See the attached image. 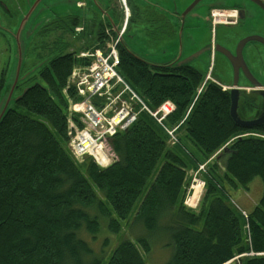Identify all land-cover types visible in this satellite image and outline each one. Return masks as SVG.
<instances>
[{"label": "trees", "instance_id": "1", "mask_svg": "<svg viewBox=\"0 0 264 264\" xmlns=\"http://www.w3.org/2000/svg\"><path fill=\"white\" fill-rule=\"evenodd\" d=\"M103 30L85 50L102 43ZM118 51L119 74L151 109L173 103L165 126H178L177 144L170 146L167 133L140 114L108 140L111 164L99 167L88 156L77 162L68 148L63 90L84 62L74 52L50 58L38 73L39 84L0 124V264H103L104 258L105 264H145L139 248L150 252L146 237L123 240L108 256L95 254L83 237L95 242L105 227L119 234L132 218L147 236L169 237L173 252L165 264H264V139L241 137L264 136V125H236L228 92L212 81L197 93L205 73L159 74L130 58L121 44ZM67 95L77 99L72 88ZM204 164L205 192L192 210L184 206L188 173ZM255 178L262 181V195L245 217L226 186L247 188ZM108 245L105 238L102 246Z\"/></svg>", "mask_w": 264, "mask_h": 264}, {"label": "flooded vegetation", "instance_id": "2", "mask_svg": "<svg viewBox=\"0 0 264 264\" xmlns=\"http://www.w3.org/2000/svg\"><path fill=\"white\" fill-rule=\"evenodd\" d=\"M51 4L44 11L47 19L38 32L46 39L44 51L47 49L49 56L31 64L27 57L29 44L21 77L37 64L62 53L67 45L61 46L62 41L72 35L73 24H79L74 28V33L79 29L73 34L75 38L88 33L85 37L96 40L99 29H121L123 13L127 11L122 40L134 35L150 51L159 43H167L173 54L167 63L150 62L127 52L130 58L159 74L177 76L185 69L208 74L229 96L232 90L238 92L242 120H254L264 111L259 95L264 92V0H53ZM27 7L26 0H0V95L17 56L14 34ZM54 7L70 15H63ZM36 73L17 85L14 97L31 86L39 71ZM245 103L249 110H245ZM15 105L11 104L8 112Z\"/></svg>", "mask_w": 264, "mask_h": 264}, {"label": "built area", "instance_id": "3", "mask_svg": "<svg viewBox=\"0 0 264 264\" xmlns=\"http://www.w3.org/2000/svg\"><path fill=\"white\" fill-rule=\"evenodd\" d=\"M128 15L127 11L124 12L120 35L126 27ZM76 32H79V29H76ZM119 38L120 36L116 37L109 29H105L103 42L98 47L77 56L83 60L84 65L74 67L63 90L67 100L68 148L79 163L85 156H89L98 166H108L114 159L108 140L118 132L128 129L140 114L148 115L167 133L170 146L178 142V126L172 129L165 126L167 117L175 110L173 103L165 101L152 110L120 76ZM204 83L197 93H200ZM70 88L74 90L76 100L67 95ZM75 105L80 109L77 112L73 111ZM247 136L264 139L263 135L258 134H246L241 137ZM204 172L205 164L200 165L193 173V182H199L202 187L204 182L198 180L197 176ZM185 205L191 207L188 200ZM243 215L246 217L245 213Z\"/></svg>", "mask_w": 264, "mask_h": 264}, {"label": "rangeland", "instance_id": "4", "mask_svg": "<svg viewBox=\"0 0 264 264\" xmlns=\"http://www.w3.org/2000/svg\"><path fill=\"white\" fill-rule=\"evenodd\" d=\"M34 0H26V4L29 2H33ZM34 3V2H33ZM51 3H53V0H42L40 5L37 7L35 14H34V22L36 23L40 22L41 25L43 26L45 21H46V15L45 12H47V8H51ZM55 8V7H54ZM58 12L61 11L63 15H70L68 12L60 9V8H55ZM26 9H24V13H26ZM45 11V12H44ZM23 15V14H22ZM29 26V25H28ZM42 26L39 28L38 31H41ZM132 38L128 39L127 37L125 38V41L127 42V45L129 46V49L136 55H139L145 59H147L150 62H157V63H167L169 61H172V51L170 48V45L167 43H159L157 46L152 47L154 51H150L147 46L144 44V41L139 40L136 36L131 35ZM25 40V37L21 38V41L23 42ZM62 45L67 44L68 48L65 50V47L61 50L63 54L66 53H79L81 51H84L85 48L90 44L88 43V38L85 36H79L75 38V35H66L64 40L62 41ZM44 45H46V39L42 38V33H36L31 41H30V47L27 52V57H30V63H37L40 61V58H44L49 56V51L46 49L44 51ZM47 46V45H46ZM157 47V48H156ZM38 65V64H37ZM40 71V70H39ZM37 74V73H35ZM38 76V75H37ZM35 76L32 80V84L39 83L38 82V77ZM37 78V79H36ZM245 102V101H244ZM242 102L241 104H243ZM74 108V107H73ZM20 112H24L23 110L19 109ZM29 116L34 119V120H41L40 117L34 115V114H29ZM258 134V133H257ZM183 144L185 145L187 142L182 139ZM186 142V143H185ZM186 148L188 149L189 152H196L195 148L187 143ZM195 172V171H194ZM194 172H189L188 173V182L189 185L187 187V194L185 197L184 201V206L185 202L188 200V203L191 206H195V208H190L186 206L189 209H194L197 210L199 208V203L202 199V196L205 192V187H202L201 185V193L200 196L195 204L192 205V203L189 201L190 196L192 195V187L196 183L193 182V173ZM198 180L202 181L201 175L197 176ZM199 183V182H197ZM226 190L228 193V196L230 198L231 203L239 210H244L248 213H250L256 204L258 203L259 199L261 198L262 195V181L260 178H255L250 184L247 185V188H242V187H237V188H231L226 186ZM247 213H245L246 215ZM247 217V216H246ZM134 219L132 218L130 221L123 222L122 223V230L120 231L119 234H109L108 231L101 232L100 236H98V239L95 242H91L89 237L87 235H84V239L90 243L93 251L95 254H98L101 256V252L103 251L104 254L108 256V253H110L116 245L121 243L123 240L129 239L136 241L138 237H146L149 240L150 243V252L148 254H144L143 250L139 248V251L145 261V264H165L168 262L171 258L173 248L171 241L168 236L159 233L158 235H152V236H147V233L143 230L142 224L137 223L133 221ZM105 238L109 239V245L108 247L102 246V242ZM107 261V258H104L103 264H105Z\"/></svg>", "mask_w": 264, "mask_h": 264}, {"label": "water", "instance_id": "5", "mask_svg": "<svg viewBox=\"0 0 264 264\" xmlns=\"http://www.w3.org/2000/svg\"><path fill=\"white\" fill-rule=\"evenodd\" d=\"M41 2L42 0H35L34 3L29 2L26 13L21 15L18 20V25H17L16 31L14 34V37L17 38V41H18L17 42L18 52H17V56L15 55L13 58L11 70L9 72L5 86L0 95V124L2 123L6 114L8 113L10 105L16 104L22 98V96L27 92V90H29L30 88H32L38 83L32 84L30 87L25 88L20 95H18L17 97H14V93H15L17 85L20 82L27 80L30 76L35 74L37 71L43 69V67L46 65V63L50 59L49 58L48 60H45L39 63V65L35 66L32 70H30L23 77H21V71L24 65L27 48L30 44L32 37L37 32H39L38 30L41 26L40 22L38 23H36V21L30 22V21H33L32 19H34L35 17L34 16L35 11ZM111 30L115 34V36L117 37L119 36L120 28H112ZM22 37H25V40L23 42L21 41ZM131 38L132 36L128 37V39H131ZM120 39H121V42H122L121 45L123 46V48L128 53L132 54L133 52L129 49L127 42L125 40H122L121 37ZM259 95L262 97L264 101V92H259ZM238 100H239L238 92L236 90H232V92L230 93L229 113H230L231 119L236 125L244 129H252V128H255L256 126L264 124V111L258 118L254 120H251V121L242 120L238 113Z\"/></svg>", "mask_w": 264, "mask_h": 264}, {"label": "bare ground", "instance_id": "6", "mask_svg": "<svg viewBox=\"0 0 264 264\" xmlns=\"http://www.w3.org/2000/svg\"><path fill=\"white\" fill-rule=\"evenodd\" d=\"M81 28V27H80ZM98 41V40H97ZM100 42V41H99ZM79 65V64H78ZM79 107L78 106H74L73 108V111L74 112H77L79 111ZM105 164V163H104ZM192 195L190 196L189 198V201L193 204H195L200 196V193H201V185L200 183H196L195 185H193L192 187ZM255 254L254 253H249V254H246L245 256H254ZM236 260H238V257H236L235 259H233L231 262H237Z\"/></svg>", "mask_w": 264, "mask_h": 264}, {"label": "crops", "instance_id": "7", "mask_svg": "<svg viewBox=\"0 0 264 264\" xmlns=\"http://www.w3.org/2000/svg\"><path fill=\"white\" fill-rule=\"evenodd\" d=\"M193 210V209H192ZM242 212H244V213H248V212H246V211H244V210H242Z\"/></svg>", "mask_w": 264, "mask_h": 264}]
</instances>
